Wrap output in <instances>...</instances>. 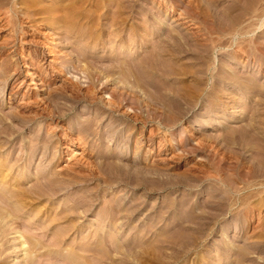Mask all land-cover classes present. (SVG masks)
<instances>
[{"label": "rangeland", "instance_id": "374dc122", "mask_svg": "<svg viewBox=\"0 0 264 264\" xmlns=\"http://www.w3.org/2000/svg\"><path fill=\"white\" fill-rule=\"evenodd\" d=\"M115 1L117 3L114 0H0V69L8 68L10 72L9 79L0 73V113L9 114L26 98L32 97L36 81L39 87L36 93L43 104L40 109L48 104L53 111L57 110L56 106L74 108L64 121H54L53 126L45 129L49 122L43 114H20L32 116L28 132L40 136L48 133L53 137L56 149L53 148L51 155L58 156V150L62 155L56 170L63 171L75 159H82V163L99 162L104 171L110 170L105 164L110 159L94 151H105L113 146L116 152L128 157L114 158L120 166H129L127 169L133 170L135 175L136 171L143 170L146 181L150 180L147 187L115 182L107 186L104 183L106 186L98 191L100 202L93 212L79 216L71 214L70 222L78 226L68 232L64 248H70L69 244L76 241L78 235L85 237L86 247L94 248L98 234H102L103 245L113 239L123 246L121 252L108 254L120 264H264V170L262 173L256 161L258 145L264 142H260L264 139V26L259 28L263 29L261 33L256 30L254 42H241L244 53L236 46L235 40L240 35L234 34L240 27L260 25L252 21L256 8L251 10L247 0ZM171 3L178 6L170 8ZM186 11L190 16L183 19ZM206 22L215 29L210 35L211 41L204 40ZM158 30L162 31L161 35H157ZM169 32L177 35L176 40L182 45L187 37L193 38L191 41L196 46L190 47L189 54L169 52L166 37ZM224 39L229 47L226 43L218 46ZM155 44L165 48V54L158 58V62L165 65L158 64L152 76L160 89L157 85L130 83L132 78H128L130 84L127 80L123 82L127 79L123 77L129 60L132 57L151 58ZM78 45L82 52L77 51ZM244 49L248 53L257 51L252 56ZM158 62L154 63L155 67ZM193 65L197 69L208 67L213 73L220 70L230 79H254L258 92L248 85L237 86L230 79L221 80L210 92L206 86L213 81L210 75L176 73L178 69ZM27 70L31 74L27 75ZM16 79L19 87L12 89L18 91V100L9 102L6 95ZM48 80H51L50 85H47ZM62 85L68 89L59 93ZM190 87L194 88L190 89L192 93ZM117 92H123V103ZM106 95L112 97L116 106L110 114L106 111L105 103L109 100ZM125 113L130 116L126 117ZM85 119H94L92 125L102 129L101 140L74 132V121ZM28 132L18 136L14 144L28 138ZM3 151V155L14 153L9 146ZM42 153L43 150L40 155ZM155 164L160 168H157L160 176H155L151 170ZM249 171L251 176L257 172L262 174L257 179L251 177ZM139 175L141 179L140 173L136 177ZM83 177L76 179L80 180L78 184L94 187L97 180L85 182ZM33 178L34 175L26 181L28 187ZM256 188H261L262 193L255 195ZM65 196L62 199H67ZM70 196L74 197L69 195L68 199ZM137 197H142L147 204L134 213L133 221L122 217L114 222L115 225H107L104 213L112 209H105L104 201L116 198L127 210L137 202ZM15 225L23 236L27 235L28 229L21 221ZM50 233L44 237L42 230H35L31 234L35 238L39 234L37 238L48 243ZM10 234H5L8 237L1 240L6 250L10 246L6 239L16 236ZM139 246L149 250L146 249L147 258L133 251L141 250ZM129 252L133 253L128 255ZM23 254L20 247L15 251L8 249L0 264H22ZM39 259L41 262L42 259L36 257L34 264H38Z\"/></svg>", "mask_w": 264, "mask_h": 264}, {"label": "bare ground", "instance_id": "6f19581e", "mask_svg": "<svg viewBox=\"0 0 264 264\" xmlns=\"http://www.w3.org/2000/svg\"><path fill=\"white\" fill-rule=\"evenodd\" d=\"M58 1H62V0H58ZM237 1H239V0H237ZM262 1L263 0H247L246 1V3H248L249 6H251V8L252 7H254V9L256 8L255 14L252 16V21L256 24L259 23L260 25L256 26L255 28H253V27L251 28L250 27L251 25L249 24V25L240 27L239 29L237 28L238 29L237 31L235 30L234 34L240 35V37L237 40H235L238 43H240V46L238 43L236 44V46L238 48H240V49H237L240 52L243 51V45L241 47V44L243 42H245V41H247V42L253 41L254 42V35L256 36V34H255L256 30L258 29L259 31L258 30L257 31L260 33L263 30V29H259V28H262V26H264V2H262ZM114 2H116V1L114 0ZM118 2H119V0H118ZM237 3H239V2H237ZM48 6H49V4H48ZM176 6H178V5H175V4L173 5V3L170 4V8H176ZM249 6L247 5V7H249ZM56 8H58V7H56ZM254 9L252 8L251 10L254 11ZM190 10H191V8H190ZM249 10H250V7H249ZM241 11H243V10H241ZM184 13L186 14V16H183V19H187V17L190 16L189 15L190 13L187 11ZM242 16H244V15H242ZM192 18L193 17H191V20L193 21L194 19H192ZM204 21H206V20H204ZM186 22H189V21L187 20ZM254 23L252 24V26L254 25ZM207 24L208 23L206 22V25H204V27H203L204 28L203 30H205V33H204L205 39L204 40L211 41V39H213V38H211L210 35L213 33V30H215V29H213L214 28L213 25H211V24L207 25ZM234 29H235V27H234ZM230 30H231V27H230ZM170 31H171V29H170ZM161 32H162L161 30H158L157 35L160 34ZM167 34L168 35L166 37L168 38V41H169V43H167V45L169 47L167 50H169V52L170 51L173 52V50H174L175 53H183V54L187 53V54H189L190 50H192L190 47L194 44L193 43L194 41H191V40H193V38L190 40V39H188L189 37H187L186 40L184 39V42L182 45V43L181 44L179 43L180 41L178 42V40H176L178 38L177 35H175L172 32H169ZM248 34H251V35H248ZM163 40H164V42L167 41V40L165 41V39H163ZM211 43L212 42H210V44ZM225 43L227 44V42L224 39L223 41H221L218 44V46H223ZM233 43L234 42H231V46H233ZM159 44L154 45L155 48L152 49L154 51L151 52V58H149V59H147V58L136 59L137 58L136 57L133 59V57H132V59L129 60V63L128 64L126 63L128 68H127V73L126 72H124V73H125V75L127 74L128 77H126L125 75H124V77L122 76L123 79L127 78V79H124L125 81L123 80V82H126V80H127L128 83L130 81V83L133 82V84L134 83H136V84L141 83L143 85H148V86H153V87L158 84V83L155 84L156 81H153L154 79L152 78V76L154 75L153 73L155 70L157 72V68H158L157 66H158V64H160L158 62L159 56L163 55V53L165 54L164 46H163V49H164L163 50ZM194 45L196 46V44H194ZM227 46H228V44H227ZM256 49H258V48H256ZM256 49L254 51H257ZM77 51L82 52L83 51L82 47H80L78 45ZM254 51L251 50L249 53L246 51V53H248V55L253 56L256 54ZM79 52H78V54H81ZM207 53H209V52H207ZM243 53H244V51H243ZM173 56H175V55H173ZM202 56H203V54H202ZM156 62H158V63L156 64V67H155L154 63H156ZM160 65H162V64H160ZM164 65H162V66H164ZM170 66H168V67L170 68ZM160 68H162V67L160 66L158 70H160ZM172 69H173V67H172ZM172 69L170 71H172ZM174 70L176 71V69H173V71ZM165 71H166V69H165ZM8 72H9L8 68L6 70L0 69V73L3 75V77L6 76L7 79L10 78L8 76ZM29 72H30V70L29 71L27 70V75L31 74ZM162 73H164V72H162ZM176 73H179L182 76H187V75H193L194 76L196 73H201V74L205 75L204 77L210 75V79L213 81L210 84L208 82L206 83V86H209L208 91H210V92L212 89H214L216 84L219 83L221 80L225 81V79H230L227 75L222 74L220 70H217L213 73V72H210V69L208 67L205 69L204 68L197 69V68H194V65L189 66L187 68L184 67V68L178 69V71ZM167 75H168V73H167ZM199 76H201V75H199ZM128 78L129 79L132 78L131 80H133V81L129 80ZM200 79H201V77H200ZM230 80H232L234 82V84L237 86L239 85L242 87L243 86L246 87L248 85L254 92L257 91V87L255 86V80L254 79L241 81L237 78H235V79L232 78ZM47 82H48L47 85H50L51 80H48ZM128 83H127V86L130 84V83L129 84ZM33 84H34V86L32 88L33 89V96L32 97H30L28 99L26 98V100H24L21 96V98L24 101L20 100L23 102L21 103V105H18L14 111L10 112L9 114H4V115H2V113H0V261L3 260L2 257H4V253H6V251H8V249H10V250L12 249L15 251L20 247L21 251L24 252L23 255H25L24 256L25 258H23L24 260L22 259L23 260L22 264L37 263V260L35 261L36 257H39L42 259L41 262H40V259L38 260V264H102L105 261L107 262V264H120L118 262V260L111 258V255L108 256V254H111V251H114V252L120 251L121 252V249L123 250V246L120 245V243H117L113 239H111V240L108 239L107 240L108 244L104 243V245H103L102 240H101L103 238L102 234L101 235L98 234L99 237L95 241V243L97 245L94 246V248L89 247V246L86 247V244L84 242L85 237L83 238L82 235H78L77 239L75 238L76 241H74L73 243L69 241L70 243H72L71 245L68 243L70 248H64L65 243H66V236L68 235V232H70V230L75 229L78 226L74 222H72V221H71L72 223L70 222V219L72 218L71 214L77 213L76 215L79 216L80 214L86 215L87 212L88 213L93 212L95 210L96 204L100 202L99 197H98V193H99L98 191H99V188L101 186L112 185L115 182L117 185H126V186L127 185H134V186L147 187L148 181H150V180L148 179V181H146L147 180L145 178L146 174L143 172V170L142 171H139V170L136 171L137 172L136 175L139 173L142 175L141 176L142 178L140 179V175H139V178H137L138 176L136 177L135 173H133V170L130 171L131 169L130 170L127 169L129 166L128 167L125 166L126 169L123 168L124 165L120 166L118 161L115 159L118 158V160H119L120 156H123V155H121V153L119 154V152H116L117 150H115L114 149L115 147L113 148V146L108 147L105 151H101L99 149L95 150L92 148V150H95L94 152L98 156H103V157L107 158L106 160L110 159V160H108V162H106V163L104 162L107 167H110V170H109V168L107 170L109 172L104 171L103 168H100V164L98 165L99 162L97 164L95 162V164H94L92 162H89V160H88V162L83 161V163H82L81 162L82 159H81V161H80V159H75V160L73 159L74 162L68 164V166L65 167V169L63 171L62 170H60V171L56 170V169H58L57 168V162L59 161V159L62 158V155H61L60 150H58V152H59L58 156H55L54 155L55 153L54 154L52 153L53 156L51 155V152H54L53 148L56 149V147L54 146L55 144L53 141V137L51 135H49L48 133H47V135L42 134L43 136H40L34 132H28L27 130L31 128L29 125L32 122V119H31L32 116L29 118L26 116L27 117L26 118V117L20 116V114L23 115L27 112L29 114H31V112H32L34 114V116L36 114H39V115L43 114V116H45V118H47V120H48L47 122H49L44 126L43 129H45L48 126H53L52 124L54 121H58V120L64 121L65 116H67V114L69 112L74 110V108H72V107H68V108L64 107L63 108L60 106H56L57 110L53 111V110L49 109V106H48L49 104H48L47 106H44L45 108L42 107L40 109V107L43 106V104L41 103L40 99H38L39 95H37V93H36L39 90V87L37 86L36 81ZM10 86H11V89L8 91L6 96H7V100L9 99V102H10V100H11V102H14V101L18 100L19 93L17 90H13L12 88L19 87L18 80L17 79L14 80ZM162 86L163 85H161V87ZM142 88H143V86H142ZM66 89H68V88L66 86L62 85L61 87H59V90H60L59 93H63L64 91H66ZM158 89H160V86H158ZM190 89L193 91L194 88H192V87L189 88V91L191 92ZM89 92H90V90H89ZM76 94H77V92H76ZM118 94L120 97V99H119L120 102L123 101L125 98V97L123 98V96H124L123 92H120ZM182 94H184V93H182ZM112 95H113V93H112ZM106 96L109 98V100L106 101V103H105V106L107 107L106 111L108 112V114H110L111 111H114V108L116 106H115V103L112 102V100H113L112 97L109 95H106ZM161 96H162V94H161ZM42 101H44V99ZM121 103H123V102H121ZM116 109H118V108H116ZM129 111L131 113L133 112L131 109ZM0 112H1V109H0ZM124 115L126 117L130 116L129 114H126V113ZM134 116H136V114H134ZM93 120H87V119L77 120L76 122L74 121V124L70 123V125L71 126H72V124L75 125V128H76V129H74L75 133H77V134L84 133L83 135H85V133H86L87 136L90 137V135H91L94 138L96 136V138L99 140L100 138H102L103 132H102L101 128L97 129L96 127H94L92 125ZM26 132L29 133L28 138L19 139L16 142V144H14V141L17 140L18 136L25 134ZM113 134H110L111 137H114ZM89 137H87V138H89ZM247 139H249V138H247ZM262 140L264 141V139H261L260 142ZM81 142H83V141H81ZM263 143L261 142V144L258 145V146H260V148H257V149H259V150H257L259 154L258 153L256 154V161L258 163V166L262 167V169H260L261 171L264 170V144ZM8 146H9V148L14 149V153L10 156L9 155H3L4 154L3 150H5V148ZM17 150H19V153L17 152ZM42 150L44 151V153H42V155H40ZM69 151H70V148H69ZM36 152H38L37 156H35ZM55 152H57V150ZM100 158H102V157H100ZM123 158H126V156L124 155ZM112 159H114V160H112ZM94 165L97 166V168L96 167L94 168ZM155 165H154V167H152L153 169L151 168V170H152V172H155V176L156 175L160 176V175H158L159 171L157 173V170H158L157 168H159V167H157V165L156 166ZM45 166H46V168H45ZM247 173H249V175L251 176L250 171ZM247 173L245 175H247L246 177L249 178L250 176ZM259 173L261 175L263 173V171H262V173L261 172H259ZM102 174H105V176ZM33 175H34V178H33V180L31 179L32 180L31 183L29 182L30 185L28 187V183L26 181L30 177H32ZM82 175L84 176L83 179L85 182H87L89 179H92L94 181L97 180L99 182H102V184L97 183V181H96V184L94 185V187H89L88 186L89 184H86V183L81 185L82 184L81 182L79 183L80 184L79 185L78 182L81 180L80 178L82 177ZM260 175H258V172L256 173V175L253 174V176L257 177V179H258V176H260ZM253 176H251V177H253ZM78 178L80 179L79 181L76 180ZM155 180H157V179H155ZM257 182H259V181H257ZM104 183L106 185H103ZM155 183H157V182L155 181ZM148 185H150V182ZM93 188L94 189L96 188V189L93 191ZM246 188H247V186H246ZM240 190H238L239 193H240ZM254 193H256L255 195H257L258 193H262L261 188L260 189L256 188V190H254ZM64 194L67 195V197L66 196L64 197L67 199H62ZM69 195H73L74 197L72 198L70 196L71 198L68 199ZM119 200H121V198ZM130 201H132V200H130ZM134 201H135V199H134ZM136 201L137 202L134 203L133 206L131 205L132 207H130V206H129L130 208L128 207L127 210L131 209L130 211H127L126 207H124V205H123V207H121L123 203L120 202L121 204H119L118 203L119 201H117L116 198H113L112 200H109V201H104L103 204L105 205V209H107V208H109V210H110V208L112 209L111 211L108 210L109 212L104 213V218H105V220H107V225L114 224V222H116L117 220H119L122 217L126 221H131L134 218V213L135 212L138 213V211L142 208L140 206L141 205L145 206L147 204L146 200H144L142 197L141 198L137 197ZM60 202H63V203L61 205H59ZM232 204H233V202H232ZM144 206H143V208H144ZM98 212L101 213V211H98ZM102 212H104V211H102ZM161 218H162V216H161ZM73 219H74V217H73ZM184 220H186V217ZM18 221L19 222L21 221L24 224V226L26 227V229H28L27 235L23 236L20 233L21 230H19V228L16 227L15 223L17 224ZM8 223H10V225ZM243 223H242V226L245 225ZM12 224L15 225V227L17 229L14 226H12ZM54 228H57V229H54ZM35 230L36 231L42 230L44 237L46 235H48L47 233L50 231L51 233L48 236L50 238L49 239L50 241L48 243H44L43 240H40L41 238L40 239L37 238L39 234H36L37 237L35 238L34 237L35 235L31 234ZM119 230H120V228H119ZM119 230L117 229V233ZM148 230L149 229H145V232L146 233L149 232ZM7 231L12 233V235L10 234L11 236H13V234H15L16 236L11 237L10 239L9 238L6 239V241L8 240L6 242V244L10 243V246L6 250L5 244L1 243L2 242L1 240L5 236V234H7V233L9 234V232H7ZM99 233H101V231ZM119 233H120V231H119ZM5 237H8V236H5ZM42 239H44V238H42ZM3 241H4V239H3ZM103 242H105V241H103ZM182 242L184 243V241H182ZM66 245H67V243H66ZM225 246H228V245H225ZM139 247L141 249V246H139ZM143 247L144 248L139 250V251L138 250L135 251L136 249L133 251L140 254V256L142 254L145 256V258H147L146 257L147 254L145 255V253L147 252L148 249L145 246H143ZM132 248H133V246H132ZM85 252H91V254L86 255ZM132 253L133 252H129L127 254L129 255ZM116 254H117V252H116ZM148 254H149V252H148ZM134 256L136 257V255H134ZM240 256L241 255H239V257ZM137 257H139V255ZM1 258H2V260H1ZM152 258H153V256H152ZM152 258H150V259H152ZM240 260H242V259H240ZM120 262H122V261H120ZM144 262H146V261H144Z\"/></svg>", "mask_w": 264, "mask_h": 264}]
</instances>
